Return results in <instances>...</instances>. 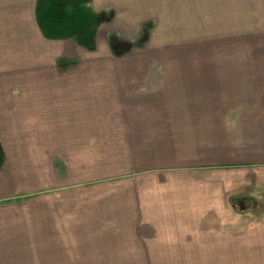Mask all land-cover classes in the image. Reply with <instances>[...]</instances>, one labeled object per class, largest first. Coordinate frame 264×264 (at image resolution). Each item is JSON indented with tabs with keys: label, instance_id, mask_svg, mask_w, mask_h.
Returning <instances> with one entry per match:
<instances>
[{
	"label": "crops",
	"instance_id": "crops-1",
	"mask_svg": "<svg viewBox=\"0 0 264 264\" xmlns=\"http://www.w3.org/2000/svg\"><path fill=\"white\" fill-rule=\"evenodd\" d=\"M50 2L0 0V264L226 250L247 199L264 204V52L228 51V66L52 67L116 59L110 36L129 44L142 28L148 46L192 43L226 0H87L84 47L80 15L50 24Z\"/></svg>",
	"mask_w": 264,
	"mask_h": 264
},
{
	"label": "rangeland",
	"instance_id": "rangeland-1",
	"mask_svg": "<svg viewBox=\"0 0 264 264\" xmlns=\"http://www.w3.org/2000/svg\"><path fill=\"white\" fill-rule=\"evenodd\" d=\"M62 1L66 6V11L69 9L67 13H64V19L69 20L70 10L77 11L76 20H78L79 15L80 17L83 16L80 9L85 11V8L81 6H86L87 0ZM49 5L50 13L47 14L49 15L48 21L51 24V19L57 20V17H55L58 7L57 1L51 0ZM223 7L221 13L217 14V19H211L210 27L194 28L195 35H193L194 37L190 36L194 39L192 43H179L178 45H172L173 47H167V49L154 44L148 46V44H144V40L147 37V40L149 39L153 28H142L140 37L133 43L123 44L119 36H110L114 40L111 47L114 48L113 55L116 56V59H93L81 53L78 56L68 55L66 58L53 59L51 60L52 67H208L219 66L218 64L228 66L229 63L234 62L225 58L228 51L264 52V0H226ZM45 14L46 12L43 17ZM38 17L41 16L38 15ZM3 19L5 20L6 17H3ZM50 28L53 29V26ZM185 30L189 31L190 29ZM53 40L60 39L54 38ZM102 46H105V44H102ZM249 189L248 187L244 194L247 195ZM243 201L245 202V200ZM242 207L243 218L237 221V228L227 227L226 250H222L224 246L221 244L219 245L220 252L194 253L192 255L194 260H191L190 252H184L182 253L184 260H181L180 254V257L176 260L153 261L151 263L264 264V228L260 224L264 214V204H255L247 199ZM234 232H239L241 235H235ZM221 242L223 243V241ZM187 257H189L188 260Z\"/></svg>",
	"mask_w": 264,
	"mask_h": 264
},
{
	"label": "trees",
	"instance_id": "trees-1",
	"mask_svg": "<svg viewBox=\"0 0 264 264\" xmlns=\"http://www.w3.org/2000/svg\"><path fill=\"white\" fill-rule=\"evenodd\" d=\"M53 1H56V0H53ZM58 2L59 1H57V6H58L57 10H58V12H56L55 15L63 16L64 13H67L68 11H66V9L64 10L65 4L63 2H60L61 3L60 6L58 5L59 4ZM81 11H83V12H81V14L83 16L81 17L80 23L82 25V30L81 31H83V35H82V38H80L81 39L80 41L82 42V43H80V45L88 46L89 45V41L88 40H90V38L92 36V35L90 36V35H86L85 34V26H86V24H88V14L86 13V10L85 11L81 10ZM69 14H70V16H69V20H67V22H68L67 24H69L73 28V25H74L73 23H74V20H75V16H77V11H72ZM78 24L79 23H77V25ZM77 30H78V28H77ZM77 38L79 39V37H77Z\"/></svg>",
	"mask_w": 264,
	"mask_h": 264
}]
</instances>
